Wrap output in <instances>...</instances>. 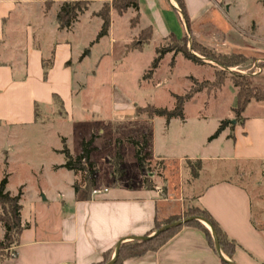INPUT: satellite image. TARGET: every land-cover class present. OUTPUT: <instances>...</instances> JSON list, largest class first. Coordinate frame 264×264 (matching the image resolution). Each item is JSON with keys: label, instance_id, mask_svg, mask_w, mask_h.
<instances>
[{"label": "rangeland", "instance_id": "rangeland-1", "mask_svg": "<svg viewBox=\"0 0 264 264\" xmlns=\"http://www.w3.org/2000/svg\"><path fill=\"white\" fill-rule=\"evenodd\" d=\"M120 1L95 0L76 26V34H69L76 56L69 64L73 66L75 84L74 97L70 100L65 95L67 105L57 101L52 106H41L36 123L0 128V183L7 178L10 195L21 194L24 221L29 220L33 204L39 209L49 208L52 214L55 207L75 196L74 185L82 182L81 174L63 167L67 158L62 151L67 147L76 158L82 153L83 143L90 141L98 178L94 190H108L115 182L140 186L142 177L147 176L161 196L169 195L171 200L182 197L185 201L182 208L178 202L170 204L176 215L159 223L175 224L191 219L199 209L195 202L200 189L195 176L199 156H229L232 126L242 121V116L237 117L233 110L237 106L232 78L247 76L251 87L259 89L264 98V0H259L261 6L256 0H239L233 11H229L228 4L235 0H216V4L210 1L195 17L188 13V24L183 23L167 0H157L166 28L158 26L149 14L154 27L148 29L142 21V12L140 19L131 10L119 16L112 8ZM138 1L146 12L144 0ZM61 4L57 1L43 5L48 13ZM107 10L111 17L109 34L96 44L102 27L99 16ZM149 29L154 37L144 45L139 35L144 31L146 37ZM170 33L179 39L187 36L191 52L197 43L215 55L243 54L251 62L240 70L225 69L196 53L205 64L197 65L171 52L154 66L160 57L158 51L176 47ZM258 36L261 42L257 41ZM85 46L87 50L82 53ZM51 60L52 57L45 60L46 66ZM198 90L185 102L183 118L168 121L157 117L152 124L145 112L139 113L150 107L174 111L179 98ZM222 122H227V128L212 138ZM145 135L151 139L152 157L147 161L151 164L149 170L141 174L135 147L129 140L142 141ZM233 166L239 165L215 160L208 163L205 171L216 178L215 172L227 168L230 173ZM121 170L122 176L117 172ZM228 176L237 179L232 174ZM241 183L248 185V180ZM84 194L83 188L79 197ZM259 195L263 196L264 208V187L254 197ZM163 209L159 206L160 211ZM4 234L0 222V245ZM13 248L5 250L4 255Z\"/></svg>", "mask_w": 264, "mask_h": 264}, {"label": "crops", "instance_id": "crops-1", "mask_svg": "<svg viewBox=\"0 0 264 264\" xmlns=\"http://www.w3.org/2000/svg\"><path fill=\"white\" fill-rule=\"evenodd\" d=\"M184 1L192 17L210 1L217 3ZM238 1L229 2V11L235 10ZM157 2L144 0L145 12L139 1L146 29L154 27L151 19L166 28ZM167 2L183 19L175 0ZM43 4L35 0H0V128L34 124L36 104L52 106L56 95L66 106L65 95L74 97L75 78L69 64L76 51L69 34H76L89 8L72 30L64 32L57 23L61 5L46 13ZM256 4L261 6L259 0ZM183 23L186 24L184 19ZM102 39L97 42L96 38V44ZM256 39L262 41L260 36ZM86 50V46L81 49L82 53ZM51 57L53 65L45 79L43 62ZM153 121L150 120L152 124ZM232 130L229 156H199L201 170L196 181L200 189L195 199L197 206L205 209L227 238L236 243L232 258L212 248L198 226H183L159 251L128 259L124 264H264L263 196L254 197L264 187V102L252 101L242 114L241 123L233 125ZM215 160L239 166H233L230 173L227 168L217 171L213 174L217 177L212 178L211 172L205 170ZM246 179L248 185L242 184L241 180ZM143 181L144 177L142 184L134 187L116 183L107 193L91 196L90 200L85 199L86 192L82 197L75 194L69 202L55 207L52 214L49 208L39 209L33 204L29 220L21 217L25 229L19 244L11 253L0 256V264H97L106 253L113 252L114 257L119 245L153 236L157 221L176 215L170 204L178 202L182 208L185 201L182 197L171 200L169 195L161 196L159 189L148 190ZM159 206L164 209L160 211Z\"/></svg>", "mask_w": 264, "mask_h": 264}, {"label": "trees", "instance_id": "trees-1", "mask_svg": "<svg viewBox=\"0 0 264 264\" xmlns=\"http://www.w3.org/2000/svg\"><path fill=\"white\" fill-rule=\"evenodd\" d=\"M35 1H43L46 6L54 2H62L59 12L57 14V23L58 28L61 31H70L73 29L74 25L79 21L81 15H83L89 8L90 4L94 0H35ZM175 2L179 5L181 10V14L186 24L189 23L190 16L188 14L185 1L184 0H175ZM115 12L118 13L119 16H123L128 13V11H133L136 13L138 19H140V4L138 0H122L120 2H115L112 8ZM105 14L100 15V19L102 21L101 31L97 37V42L106 37L109 34V30L111 27V17L110 10H107ZM148 35L145 37L143 32L140 33V38H142V44H149L153 37L154 33L152 29H149ZM171 39L175 43L176 47L169 49L167 51H158L160 57L155 61L154 66H156L158 61L164 56V54H168L171 52L181 54L185 59L197 64L202 65L205 64L200 57L194 55L193 53L198 54L204 59L215 63L217 66L232 69H239L240 67L251 62V59L243 54L232 53L229 55H215L210 53L201 45L194 43L191 52L188 49V38L187 36L184 38H177L174 34H170ZM53 63L50 61L46 66L45 61L43 62V67L45 70V79L47 78L48 72L51 69ZM240 70V69H239ZM232 84L234 89L236 90V108L233 109L237 115V117H241L244 113L246 107L252 102H264V98L261 96V91L259 89H254L251 86V82L247 76L240 78H232ZM220 85V84H219ZM200 92V90L195 93L191 91L184 99H178L176 109L174 111L160 110L154 107L146 108L143 111H139V113L145 112V115L150 120H153L157 117H164L168 121L173 118H183V108L186 101L192 99L194 95ZM54 102H61V99L58 96L53 97ZM39 105L36 104L35 113L36 119L38 120V109ZM230 124V123H229ZM227 128V122H222L219 129L215 133L212 138H217L221 133ZM135 147V158L138 162L139 169L142 173L145 174L149 170L151 164H148V158L152 157L151 150V139L148 135L142 137L141 140H129ZM92 141L84 142L82 153L78 155L76 158L72 156L70 150L65 147L62 151L65 153L67 162L63 165L67 170L74 172L75 174H81V183L76 182L74 187L76 190V194H79L81 189L84 188L86 192L85 199L90 200L92 196L93 190L97 187V171L95 169V164L92 161V149H91ZM195 171V176L199 175V171L201 170V165L198 162ZM120 176L123 175V170L120 172ZM151 179L149 177L144 176V186L148 190H154V184L151 183ZM117 183V182H115ZM8 179L5 178L0 183V222L3 224L5 229V234L3 238V242L0 245V256L1 254L4 256V251L9 249L12 246H16L19 244L20 236L24 231V227L22 226L21 219V211L22 206L20 204L21 194L17 197H12L10 193L7 191ZM198 214L192 215L191 218H203L208 221L213 229L215 230L219 245L221 250L229 257L232 258L237 245L233 241L229 240L227 236L222 232L219 225L216 221L211 217V215L202 208H199ZM173 224L172 222L159 223L156 222L155 226V234L153 236L146 237L144 240H134L129 243H124L120 246L119 253L117 259L114 264H124L126 260L131 258H137L144 256L149 252H157L159 251L165 244H167L174 236H176L183 226H198L201 228L207 235L209 239V243L212 248L215 249V242L213 238V234L209 231L201 222L197 220L189 221L183 225L173 227L169 230L159 232L164 226H169ZM113 252L106 253L103 257V260L97 264H109L112 261ZM225 263V262H224ZM228 264V263H225Z\"/></svg>", "mask_w": 264, "mask_h": 264}, {"label": "water", "instance_id": "water-1", "mask_svg": "<svg viewBox=\"0 0 264 264\" xmlns=\"http://www.w3.org/2000/svg\"><path fill=\"white\" fill-rule=\"evenodd\" d=\"M193 54H194V53H193ZM89 55H90V53H89ZM192 220H197V221H199V222H201V223H203V224H208V225H209L210 230H211V232H212V234H213V238H214V242H215L216 250L218 251L219 254H221V248H220V245H219V240H218L217 234H216L215 230L213 229L212 225H211L208 221H206L205 219H202V218H191V219H186V220L181 221V222H179V223H175V224H173V225L165 226V227H163L161 230H159L158 233H159V232H162V231L169 230V229H171V228H173V227H177V226L183 225V224H185V223H187V222H189V221H192ZM144 239H145V238H139V239H134V240H144ZM120 246H121V245H119V246L117 247L116 252H115V255H114V257L112 258V261H111L109 264H114V263H115V261H116V259H117V256H118V253H119ZM229 264H233V263H230V262H229Z\"/></svg>", "mask_w": 264, "mask_h": 264}, {"label": "built area", "instance_id": "built-area-1", "mask_svg": "<svg viewBox=\"0 0 264 264\" xmlns=\"http://www.w3.org/2000/svg\"><path fill=\"white\" fill-rule=\"evenodd\" d=\"M107 192H108V190H93L92 197L97 198V197H100Z\"/></svg>", "mask_w": 264, "mask_h": 264}, {"label": "bare ground", "instance_id": "bare-ground-1", "mask_svg": "<svg viewBox=\"0 0 264 264\" xmlns=\"http://www.w3.org/2000/svg\"><path fill=\"white\" fill-rule=\"evenodd\" d=\"M207 228H210L208 224H205Z\"/></svg>", "mask_w": 264, "mask_h": 264}]
</instances>
